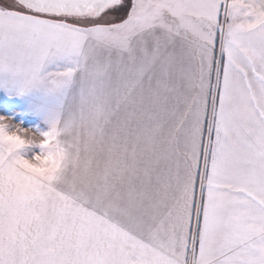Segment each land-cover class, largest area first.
Wrapping results in <instances>:
<instances>
[{
  "label": "snow or ice",
  "instance_id": "1",
  "mask_svg": "<svg viewBox=\"0 0 264 264\" xmlns=\"http://www.w3.org/2000/svg\"><path fill=\"white\" fill-rule=\"evenodd\" d=\"M0 264H264V0H0Z\"/></svg>",
  "mask_w": 264,
  "mask_h": 264
}]
</instances>
